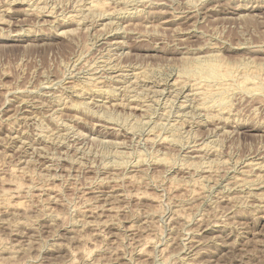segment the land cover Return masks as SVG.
Wrapping results in <instances>:
<instances>
[{"label": "rangeland", "instance_id": "obj_1", "mask_svg": "<svg viewBox=\"0 0 264 264\" xmlns=\"http://www.w3.org/2000/svg\"><path fill=\"white\" fill-rule=\"evenodd\" d=\"M103 1L0 0V264H264V0Z\"/></svg>", "mask_w": 264, "mask_h": 264}, {"label": "bare ground", "instance_id": "obj_2", "mask_svg": "<svg viewBox=\"0 0 264 264\" xmlns=\"http://www.w3.org/2000/svg\"><path fill=\"white\" fill-rule=\"evenodd\" d=\"M7 1V0H6ZM11 1V0H10ZM14 1H16V0H14ZM23 1V0H22ZM40 1V0H39ZM47 1V0H46ZM126 1V0H125ZM132 1V0H131ZM135 1V0H134ZM97 2V1H96ZM96 2H93L90 6H89V11L90 12H95V14H96V12L98 13V12H100L99 13V16H101L100 14L103 12V11H105V8L109 5V2L107 1V0H105V1H103L102 3H96ZM144 3H145V0L143 1ZM213 2V1H212ZM8 3V2H7ZM11 3V2H10ZM24 3V2H23ZM113 3V2H112ZM119 3H121V2H119ZM141 3V2H140ZM29 4V3H28ZM39 4V3H38ZM131 4V3H130ZM138 4H139V2H138ZM218 4V3H217ZM10 5V4H9ZM113 5V4H112ZM115 5H117V4H115ZM120 5V4H119ZM128 5V4H127ZM134 5V4H133ZM13 6V5H12ZM40 6V5H39ZM44 6V5H43ZM47 6V5H46ZM8 7V6H7ZM15 7V6H14ZM45 7V6H44ZM115 7V6H114ZM135 7V6H134ZM42 8V7H41ZM13 9V8H12ZM26 9V8H25ZM36 9V8H35ZM34 9V10H35ZM87 9V10H88ZM107 9V8H106ZM28 10V9H27ZM33 10V11H34ZM115 10V9H114ZM120 10V9H119ZM123 10V9H122ZM131 10V9H130ZM40 11V10H39ZM108 11V10H107ZM144 11V10H143ZM12 12V11H11ZM48 12V11H47ZM51 12V11H50ZM74 12V11H73ZM89 12V13H90ZM109 13L111 12V11H108ZM114 12V11H113ZM8 13V12H7ZM37 13V12H36ZM41 13H43V12H41ZM104 13H106V12H104ZM116 13V12H115ZM118 13V12H117ZM120 13V12H119ZM122 13H123V11H122ZM127 13V12H126ZM129 13V12H128ZM135 13V12H134ZM251 13V12H250ZM48 14V13H47ZM70 14V13H69ZM91 14V13H90ZM106 14H108V13H106ZM43 15V14H42ZM49 15V14H48ZM71 15V14H70ZM76 14H72V16L70 17V18H68V19H71V21H78L77 20V15L75 16ZM93 15H94V13H93ZM109 15V14H108ZM111 15V14H110ZM113 15H115V14H113ZM64 16V15H63ZM80 16V15H79ZM78 16V17H79ZM89 16V15H88ZM88 16H87V19H88ZM186 16V15H185ZM3 17V16H2ZM50 17H52L51 15H50ZM93 17V16H92ZM97 17V16H96ZM106 17V16H105ZM57 18V17H56ZM84 18V17H83ZM126 18V17H125ZM54 19V18H53ZM67 19V20H68ZM81 19V21H84V19H82V18H80ZM178 19V18H177ZM55 20V19H54ZM53 20V21H54ZM56 21H57V19H56ZM112 21V20H111ZM117 21V20H116ZM115 21V22H116ZM1 22L3 23V21L1 20ZM5 22V21H4ZM8 22V21H7ZM10 22H12V21H10ZM41 22V21H40ZM46 22V21H45ZM114 22V23H115ZM131 22V21H130ZM47 23V22H46ZM45 23V24H46ZM50 23V22H49ZM69 23H70V21H69ZM76 23H78V22H76ZM82 23V22H81ZM112 23H113V21H112ZM1 24V23H0ZM52 24H53V22H52ZM51 24V25H52ZM72 23H70V25H71ZM79 24V23H78ZM95 24V23H94ZM107 24V23H106ZM109 24H111V23H109ZM129 24H131V23H129ZM54 25V24H53ZM119 25V24H118ZM61 26V25H60ZM66 26V25H65ZM86 27V26H85ZM90 27V26H89ZM107 27V26H106ZM111 27V26H110ZM118 27V26H117ZM80 28V27H79ZM88 28V27H87ZM87 28H85V29H87ZM91 28V27H90ZM126 28V27H125ZM58 29V28H57ZM56 29V30H57ZM81 29V28H80ZM106 29V28H105ZM104 29V30H105ZM109 30V29H108ZM124 30V29H123ZM85 31H87V30H85ZM96 31V30H95ZM106 31V30H105ZM116 32V31H115ZM124 32V31H123ZM20 33V32H19ZM59 33V32H58ZM62 33H64V32H62ZM73 33V32H72ZM61 34V33H60ZM109 34V33H108ZM107 34V35H108ZM19 35V34H18ZM64 35V34H63ZM65 35H66V32H65ZM64 35V36H65ZM104 35V34H103ZM58 36H60V35H58ZM105 36H106V34H105ZM116 36V35H115ZM23 40V39H22ZM116 41V40H115ZM117 42V41H116ZM102 43V42H101ZM106 43V42H105ZM113 43V42H112ZM183 47H185V46H183ZM208 47V46H207ZM191 48V47H190ZM200 51V50H199ZM201 51H202V48H201ZM200 51V52H201ZM217 51V50H216ZM176 52V51H175ZM186 52V51H185ZM197 52V51H196ZM203 52H204V50H203ZM210 52V51H209ZM212 53V52H211ZM176 54V53H175ZM214 55V57L215 56H218V55H216V53L215 54H213ZM195 56V55H194ZM194 56H193V59L192 60H196V59H194ZM201 56V55H200ZM200 56H199V60L197 59L195 62L193 61V64H192V66H193V68H196V66H197V68L196 69H198L199 71H200V80H196L195 82H194V84H192V85H190L191 87H189L190 89H193V91H195L196 92V94L200 97V101L202 102L201 103V105L202 106H208L209 107V104L208 103H216L217 105H220V107L223 109V111H222V109L220 110V112L222 111V112H224L226 109H227V104H226V102H229L230 101V98L228 97V95L231 93V92H233V91H235V90H241V92L242 91H246L245 93H249V92H258V89H260V87L261 86H259V85H257L258 84V82H257V84H255L256 82H255V80H253L252 79V77L251 78H249L248 76H244L243 77V79L242 80H240L239 81V83H237V84H235V85H230V84H227L226 83V81H230V80H232V79H234L235 78V76H234V71H233V68L229 65V66H227V65H225V64H223L222 63V60L220 61H217V58H216V60H213V61H207V63L208 64H206L205 62V60L204 59H201L200 58ZM206 56V55H205ZM209 56V55H208ZM187 57H189L188 55H187ZM211 57H213V56H210V58ZM214 57L213 58H211V59H209L208 57V59L209 60H212V59H214ZM219 57V56H218ZM116 58V57H115ZM174 59H175V57H173ZM206 58V59H207ZM220 58H221V56H220ZM117 59V58H116ZM121 59V58H120ZM181 60H183L182 58H180ZM187 59V58H186ZM188 59H190V58H188ZM219 59V58H218ZM114 60V59H113ZM191 60V59H190ZM203 60L205 61V62H203ZM105 61V60H104ZM187 61V60H186ZM200 61H202V62H200ZM108 62V61H107ZM183 62V61H182ZM190 63H192L191 61H190ZM190 63H188V64H190ZM100 65V64H99ZM104 65V64H103ZM109 65V64H108ZM186 65V64H185ZM119 66V65H118ZM187 66H189V65H187ZM195 66V67H194ZM117 67V66H116ZM122 67V66H121ZM259 67V66H258ZM258 67H255L254 69H253V71H255V72H258V71H260V68H258ZM261 67V66H260ZM264 67V66H263ZM263 67H261V68H263ZM98 68V67H97ZM120 69V68H119ZM196 69H194V71L196 70ZM264 69V68H263ZM92 70V69H91ZM96 70V69H95ZM110 70V69H109ZM118 71V70H117ZM262 71V70H261ZM97 72V71H96ZM140 72V71H139ZM142 72H144L143 70H142ZM141 72V73H142ZM196 72V71H195ZM198 72V71H197ZM92 73V72H91ZM94 73V72H93ZM146 73V72H145ZM95 74V73H94ZM107 74V73H106ZM134 74V73H133ZM199 74V73H198ZM125 75V74H124ZM140 75V74H139ZM145 75V74H144ZM172 75V74H171ZM105 76V75H104ZM114 76V75H113ZM116 76H118V75H116ZM115 76V77H116ZM141 76V75H140ZM147 76V75H146ZM170 76V75H169ZM138 77V76H137ZM136 77V78H137ZM142 77V76H141ZM92 78V77H91ZM96 78V77H95ZM114 78V77H113ZM97 79V78H96ZM145 79V78H144ZM149 79V78H148ZM161 79V78H160ZM252 79V80H251ZM136 80V79H135ZM157 80V79H156ZM195 80V79H194ZM115 81H116V79H115ZM162 81V80H161ZM179 81H181V80H179ZM255 83H254V82ZM98 82H100V80L98 81ZM106 82V81H105ZM120 82V81H119ZM125 82V81H124ZM159 82V81H158ZM188 82V81H187ZM101 83V82H100ZM134 83V82H133ZM139 83V82H138ZM175 83H177V85H178V82L176 81ZM181 83H182V81H181ZM184 83H186V82H184ZM87 84V83H86ZM90 84V83H89ZM88 84V86H85V87H83V88H79L78 90L81 92V91H85V94H86V92L87 91H95V93H96V91L98 92V89H97V87L96 86H94V85H92V84H96V83H92L91 85H89ZM98 84V83H97ZM96 84V85H97ZM157 84V83H156ZM174 84V83H173ZM180 84V83H179ZM183 84V83H182ZM190 84H191V82H190ZM109 85V84H108ZM158 85V84H157ZM187 85H189V82L187 83ZM112 86V85H111ZM117 86V85H116ZM127 86V85H126ZM147 86V85H146ZM72 87V86H71ZM124 87V86H123ZM128 87V86H127ZM126 87V88H127ZM158 87H159V85H158ZM177 87H179V86H177ZM187 87V86H186ZM108 88V87H107ZM110 88V87H109ZM152 88V87H151ZM154 88V87H153ZM183 88H184V86H183ZM106 89V88H105ZM104 89V90H105ZM118 89V88H117ZM133 89V88H132ZM144 89H146V88H144ZM148 89H150V88H148ZM165 89V88H164ZM186 89V88H185ZM75 90H76V88H75ZM77 90V91H78ZM107 90V89H106ZM139 90V89H138ZM183 90V89H182ZM65 91V90H64ZM103 91V90H102ZM132 91V90H131ZM141 91V90H140ZM139 91V92H140ZM144 91V90H143ZM154 91V90H153ZM264 91V90H263ZM104 92V91H103ZM112 92V91H111ZM115 92V91H114ZM125 92V91H124ZM151 92V91H150ZM191 92V91H190ZM255 92V93H256ZM94 93V92H93ZM127 93H128V91H127ZM148 93V92H147ZM155 93V92H154ZM173 93V92H172ZM183 93V92H182ZM186 93H187V91H186ZM254 93V94H255ZM260 93V92H259ZM82 94V93H81ZM84 94V93H83ZM83 94H82V96H83ZM84 94V95H85ZM91 94V93H90ZM90 94H87V95H90ZM115 94V93H114ZM134 94V93H133ZM132 94V95H133ZM149 94V93H148ZM158 94H159V92H158ZM143 95V94H142ZM152 95H153V93H152ZM151 95V96H152ZM190 95V94H189ZM192 95V94H191ZM231 95H232V93H231ZM91 96V95H90ZM93 96V95H92ZM148 96V95H147ZM159 96V95H158ZM175 96V95H174ZM178 96V95H177ZM179 96H180V94H179ZM73 97V96H72ZM77 97V96H76ZM94 97V96H93ZM143 97H144V95H143ZM153 97H155V96H153ZM173 97V96H172ZM47 98V97H46ZM49 98V97H48ZM54 98V97H53ZM69 98V97H68ZM145 98V97H144ZM146 98H149V97H146ZM157 98V97H156ZM156 98H155V100H156ZM161 98V97H160ZM159 98V99H160ZM175 98V97H174ZM229 98V101H227V99ZM57 99V98H56ZM123 99V98H122ZM186 99V98H185ZM60 100V99H59ZM62 100V99H61ZM74 100V99H73ZM95 100V99H94ZM135 100V99H134ZM133 100V101H134ZM150 100H151V98H150ZM198 100V101H199ZM55 101V100H54ZM58 101V100H57ZM68 101V100H67ZM89 101V100H88ZM92 101V100H91ZM199 101V102H200ZM70 102V101H69ZM71 102H72V100H71ZM157 102V101H156ZM168 102V101H167ZM195 102V101H194ZM57 103V102H56ZM61 103V102H60ZM78 103V102H77ZM81 103V102H80ZM84 104H85V102H83ZM120 103V102H119ZM138 103H140V102H138ZM143 103V102H142ZM158 103H159V101H158ZM170 103V102H169ZM198 103V102H197ZM96 104V103H95ZM100 104V103H99ZM104 104V103H103ZM103 104H102V106H103ZM112 104V103H111ZM127 104V103H126ZM167 104V103H166ZM82 105V104H81ZM91 105V104H90ZM89 105V106H90ZM108 105V104H107ZM117 105V104H116ZM120 105H122V104H120ZM124 105V104H123ZM146 105V104H145ZM148 105V104H147ZM170 105H171V103H170ZM185 105H186V103H185ZM199 105V104H198ZM217 105H216V107H217ZM83 106V105H82ZM115 106V105H114ZM119 106V105H118ZM137 106V105H136ZM212 106H215V104L214 105H212ZM231 106V105H230ZM55 107V106H54ZM60 107V106H59ZM65 107V106H64ZM84 107H87V106H84ZM105 107V106H104ZM184 107V106H183ZM215 107V108H216ZM220 107H219V109H220ZM95 108V107H94ZM98 108V107H97ZM141 108V107H140ZM150 108V107H149ZM200 109L199 110H201V106L199 107ZM214 108V109H215ZM230 108V107H229ZM63 109V108H62ZM109 109V111H110V109L111 108H108ZM114 109V108H113ZM168 109V108H167ZM205 109H207V108H205ZM28 110V109H27ZM74 110V109H73ZM86 110V109H85ZM143 110H145V109H143ZM195 110V109H194ZM209 110H211L210 109V107H209ZM116 111V110H115ZM146 111V110H145ZM148 111V110H147ZM18 112V111H17ZM92 112V111H91ZM107 112V111H106ZM150 112V111H149ZM202 112V111H201ZM210 112V111H209ZM226 112V111H225ZM53 113V112H52ZM62 113V112H61ZM227 113V112H226ZM132 114V113H131ZM146 114V113H145ZM223 114V113H222ZM55 115V114H54ZM144 115V114H143ZM178 115V114H177ZM207 115V114H206ZM191 116V115H190ZM195 116V115H194ZM194 116L192 117V118H194ZM208 116V115H207ZM217 116H219L218 115V113H217ZM216 117V116H215ZM220 117V116H219ZM223 117V116H222ZM228 119V118H227ZM188 120V119H187ZM186 120V121H187ZM220 120V119H219ZM181 121V120H180ZM192 121V120H191ZM226 121V120H225ZM228 121V120H227ZM212 122V121H211ZM189 123V122H188ZM187 123V124H188ZM203 123V122H202ZM201 123V124H202ZM198 124V123H197ZM104 125V127H105V124H103ZM174 125V124H173ZM230 125V124H229ZM179 126V125H178ZM198 126V125H197ZM204 126V125H203ZM222 127V126H221ZM184 128V127H183ZM180 129V128H179ZM214 129V128H213ZM226 130V129H225ZM224 130V131H225ZM108 131V130H107ZM153 131V130H152ZM151 131V132H152ZM176 131V130H175ZM179 131V130H178ZM216 131V130H215ZM217 133V132H216ZM225 133V132H224ZM229 133V132H228ZM151 134V133H150ZM174 134V133H173ZM232 134V133H231ZM222 135V134H221ZM223 135H225V134H223ZM218 136V135H217ZM212 138V137H211ZM14 139V138H13ZM114 142H117V141H114ZM110 143H113V142H110ZM122 144V143H121ZM119 145V144H118ZM194 145V144H193ZM209 146V145H208ZM200 149V148H199ZM202 149H204V148H202ZM191 151V150H190ZM249 165H250V163H249ZM253 166V165H252ZM254 167V166H253ZM257 167V166H256ZM260 168V167H259ZM253 169V168H252ZM257 169H258V167H257ZM250 177V176H249ZM246 178H248V177H246ZM243 179V178H242ZM249 179V178H248ZM260 179V178H259ZM263 179V178H262ZM204 180V179H203ZM256 180V179H255ZM255 180H252V181H255ZM243 181V180H242ZM241 181V182H242ZM246 182V181H245ZM248 182V181H247ZM246 182V183H247ZM250 182V181H249ZM251 183V182H250ZM264 183V182H263ZM240 184V183H239ZM243 184H245V183H243ZM253 184V183H252ZM257 184V183H256ZM19 185V184H18ZM17 185V186H18ZM238 185V184H237ZM242 185V184H241ZM251 185V184H250ZM258 185V184H257ZM252 187H253V185H252ZM255 188V187H254ZM16 189V188H15ZM18 189V188H17ZM257 189V188H256ZM8 192H10V191H8ZM18 192V191H17ZM6 193V192H5ZM7 194V193H6ZM10 194V193H9ZM110 194V193H109ZM5 195V194H4ZM3 195V196H4ZM8 195V194H7ZM105 195V194H104ZM112 195V194H111ZM261 195V194H260ZM9 196V195H8ZM123 196V195H122ZM5 197H6V195H5ZM9 197H11V195L9 196ZM99 197V196H98ZM117 197V196H116ZM264 197V196H263ZM111 198V197H110ZM257 198H259V197H257ZM5 199H7V197L5 198ZM12 199V198H11ZM102 199V198H101ZM108 199V198H107ZM112 199V198H111ZM116 199H118V198H116ZM8 200V199H7ZM100 200V199H99ZM251 200V199H250ZM6 201V200H5ZM98 201V200H97ZM259 201H261V200H259ZM9 202V201H8ZM112 203H113V201H111ZM264 202V201H263ZM1 203V202H0ZM3 203V202H2ZM6 204H4V205H6L7 206V201L5 202ZM11 203V202H10ZM91 203H92V201H91ZM106 203V202H105ZM110 203V202H109ZM256 203V202H255ZM98 204V203H97ZM260 204H261V202H260ZM8 205H11V204H9L8 203ZM106 205V204H105ZM3 206V205H2ZM5 206V207H6ZM14 205H12V209L14 208L13 207ZM21 206V205H20ZM23 206V205H22ZM114 206V205H113ZM95 207V206H94ZM105 207V206H104ZM7 208H10V207H8L7 206ZM17 208V207H16ZM19 208V207H18ZM23 208V207H22ZM90 208V207H89ZM98 208V207H97ZM105 208H108L109 209V207H105ZM104 208V209H105ZM111 208V207H110ZM15 209V208H14ZM112 209V208H111ZM113 210V209H112ZM92 211V210H91ZM94 211V210H93ZM8 212H9V210H8ZM88 213H93V212H88ZM14 214V213H13ZM95 214V213H94ZM104 214V213H103ZM91 215V214H90ZM91 216H93V214L91 215ZM99 216V215H98ZM102 216V215H101ZM88 218H92V217H87V219ZM84 219V218H83ZM100 221V220H99ZM97 222V221H96ZM95 221H91L90 220V222H87V221H85V226L86 227H88V229L90 228V229H92V230H94V231H97L96 229L98 228V227H100V226H103V227H107L106 225V222L104 221L103 223H96ZM101 222V221H100ZM109 222V221H108ZM110 223V222H109ZM223 223V222H222ZM111 224V223H110ZM225 224V223H224ZM111 226V225H110ZM217 226V225H216ZM102 227V228H103ZM209 227V226H208ZM218 228V227H217ZM222 228V227H221ZM227 228V227H226ZM135 230V229H134ZM216 230V229H215ZM227 230V229H226ZM131 231V230H130ZM201 234V233H200ZM95 235V234H94ZM99 235H100V233H99ZM109 235V234H108ZM188 236V235H187ZM108 237V236H107ZM205 237V236H204ZM228 237V236H227ZM100 238V237H99ZM187 238V237H186ZM207 238V237H206ZM193 239V238H192ZM203 239V238H202ZM208 239V238H207ZM190 240V239H189ZM188 240V241H189ZM107 241V240H106ZM152 241V240H151ZM195 241H197L196 239H195ZM194 240H193V242H195ZM201 241V240H200ZM140 242H141V240H140ZM210 242H211V240H210ZM216 242V241H215ZM222 242V241H221ZM149 243H151V242H149ZM190 243H191V241H190ZM233 243V242H232ZM143 244V243H142ZM140 245L139 246V252H143V245ZM147 244V243H146ZM199 244V243H198ZM194 245H197V244H195L194 243ZM193 245V246H194ZM231 245V244H230ZM234 245H235V243H234ZM192 246V247H193ZM197 247V246H196ZM98 248V247H97ZM233 248V247H232ZM96 249V248H95ZM193 249V248H192ZM192 251V250H191ZM89 251H87L86 252V257L88 256V253ZM192 253H194V252H192ZM90 254V253H89ZM198 255H199V253H197ZM201 255V254H200ZM83 256V255H82ZM194 256V255H193ZM89 257V256H88ZM87 257V258H88ZM197 258V257H196ZM199 259V258H198ZM73 260V259H72ZM193 260V259H192ZM192 260H191V262H192ZM234 260V259H233ZM194 261V260H193ZM201 262V261H200ZM194 263V262H193ZM193 263H191V264H193ZM187 264H189L188 262H187ZM197 264H199V262L197 263Z\"/></svg>", "mask_w": 264, "mask_h": 264}]
</instances>
